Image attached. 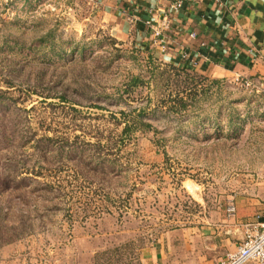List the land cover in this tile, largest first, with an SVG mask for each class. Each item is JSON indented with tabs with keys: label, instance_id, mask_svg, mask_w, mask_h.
I'll list each match as a JSON object with an SVG mask.
<instances>
[{
	"label": "rangeland",
	"instance_id": "rangeland-1",
	"mask_svg": "<svg viewBox=\"0 0 264 264\" xmlns=\"http://www.w3.org/2000/svg\"><path fill=\"white\" fill-rule=\"evenodd\" d=\"M92 4L0 0V264H142L184 235L172 257L219 264L264 219V92L174 73Z\"/></svg>",
	"mask_w": 264,
	"mask_h": 264
},
{
	"label": "crops",
	"instance_id": "crops-1",
	"mask_svg": "<svg viewBox=\"0 0 264 264\" xmlns=\"http://www.w3.org/2000/svg\"><path fill=\"white\" fill-rule=\"evenodd\" d=\"M177 1L182 2V8L170 16L168 28L163 31L165 48L161 50L158 42H153L151 27L146 22L158 25L169 6ZM92 3L98 20L117 40L135 38L162 53L168 62L205 77L246 78L264 84V0H221L220 4L213 0H93ZM191 33L195 34L194 39ZM184 55L186 59L182 58ZM191 60L196 66H191ZM252 221H246L243 227ZM165 237L146 247L142 264L213 263L199 254L195 258L194 253L192 258L172 257L177 246L189 250L191 241L187 235L183 243L177 244L165 241ZM236 247H227L228 253Z\"/></svg>",
	"mask_w": 264,
	"mask_h": 264
},
{
	"label": "built area",
	"instance_id": "built-area-1",
	"mask_svg": "<svg viewBox=\"0 0 264 264\" xmlns=\"http://www.w3.org/2000/svg\"><path fill=\"white\" fill-rule=\"evenodd\" d=\"M93 2V0H85ZM214 3L220 4L221 0H213ZM182 8V2L177 1L169 6L168 13L163 20L156 26H152L150 22H146L148 27H151L153 42H158L161 50H164L165 44L163 39V31L168 28L169 18L172 14ZM190 37L195 38V34L191 33ZM186 59L184 55L182 57ZM192 67L196 66V62L191 60ZM239 81V79H235ZM240 81H242L240 79ZM242 86L246 88H254L256 92H264V84L258 81H243ZM228 212H233L234 208H229ZM242 241L237 245L235 251L227 253L224 259L219 264H264V222L257 221L256 223H248L245 227Z\"/></svg>",
	"mask_w": 264,
	"mask_h": 264
},
{
	"label": "trees",
	"instance_id": "trees-1",
	"mask_svg": "<svg viewBox=\"0 0 264 264\" xmlns=\"http://www.w3.org/2000/svg\"><path fill=\"white\" fill-rule=\"evenodd\" d=\"M170 68L176 74L187 75L189 73V69L187 67L181 68L179 65H176V64L171 65ZM139 79H140L139 77H133V76L130 77L128 86L137 87L139 83ZM185 94H186L185 97H180L179 95L175 97L174 99L175 101L171 107L174 113H181L182 111L189 112L195 109V102L197 99V94L192 93L191 91ZM133 123L136 124L137 126H141L142 128H146V129L150 127L149 125L145 124L139 117H135L133 119Z\"/></svg>",
	"mask_w": 264,
	"mask_h": 264
}]
</instances>
